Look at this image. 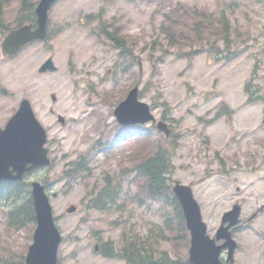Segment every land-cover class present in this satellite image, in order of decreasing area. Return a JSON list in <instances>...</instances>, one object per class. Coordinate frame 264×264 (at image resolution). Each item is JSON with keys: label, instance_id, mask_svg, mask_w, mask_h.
<instances>
[{"label": "rangeland", "instance_id": "obj_1", "mask_svg": "<svg viewBox=\"0 0 264 264\" xmlns=\"http://www.w3.org/2000/svg\"><path fill=\"white\" fill-rule=\"evenodd\" d=\"M2 6L1 22L11 27L19 4L12 0ZM194 8L214 20L212 25L203 22L201 30L193 29ZM221 12L228 40L215 31ZM48 15L47 39L0 57V127L26 97L47 130L51 163L24 181L43 180L50 195L57 193L50 196L64 238L57 264H130L93 248L112 243L117 251L122 233L154 259L187 258L189 236L181 218L178 228V211L149 196L134 169L138 155L148 157L157 148L169 150V182L191 186L211 232L231 200L242 201L241 216L250 214L255 200L264 198V0H57ZM114 28L123 34L129 55H118L119 48L102 33ZM48 56L57 70L39 73ZM247 83L258 99L247 100ZM134 85L143 90L140 99L156 120L167 122L171 138L165 140L151 123L116 125L113 109ZM222 108L226 113L216 117ZM96 142L107 145L92 150ZM83 155L90 177L63 178L67 166ZM109 171L122 174L117 204L87 210L86 184L96 180L94 191L101 188ZM12 186L0 183V264L23 263L35 226L20 213L28 192L15 195ZM70 204L77 210L67 213ZM234 236L241 243L250 238L247 231Z\"/></svg>", "mask_w": 264, "mask_h": 264}, {"label": "water", "instance_id": "obj_2", "mask_svg": "<svg viewBox=\"0 0 264 264\" xmlns=\"http://www.w3.org/2000/svg\"><path fill=\"white\" fill-rule=\"evenodd\" d=\"M54 0H40L35 8L38 27L31 30L30 26H23L11 31L4 37L2 49L11 53L16 48L33 38H41L45 33L47 10ZM55 70L51 58H48L39 68L40 71ZM118 121L122 124L143 123L153 119L147 104L137 100V87L131 89L124 101L114 111ZM60 121L63 119L60 117ZM264 123V116H263ZM157 128L169 134V129L162 121L157 123ZM45 142V131L36 120L28 101L22 100L20 107L7 122L4 129H0V179H18L25 170L37 165L46 164L47 150L42 148ZM13 167L12 170L9 167ZM185 217L186 226L190 231L189 262L193 264L217 263L219 247H215L212 240L205 234V224L201 220L199 206L192 196L189 186L176 183L173 187ZM35 207L37 227L33 234V243L29 246L25 264H55L56 249L60 236L53 224L51 206L49 205L43 186L38 182L32 183L31 190ZM55 195V194H53ZM70 206L68 211H73ZM240 208L234 205L233 208L224 214V221L228 220L229 225L237 221ZM219 229L217 238L221 235L227 237L229 248L234 243L229 241L228 235L221 233Z\"/></svg>", "mask_w": 264, "mask_h": 264}, {"label": "trees", "instance_id": "obj_3", "mask_svg": "<svg viewBox=\"0 0 264 264\" xmlns=\"http://www.w3.org/2000/svg\"><path fill=\"white\" fill-rule=\"evenodd\" d=\"M33 3V0H20V12L18 13L17 17H20V19H22L23 16H26L27 10H32ZM193 10V29L197 31L201 30V25L203 24V22H206L207 26L212 25L214 20L211 21L209 17L205 16V14H202L200 12L196 13V8H194ZM30 17L31 16H27L25 18ZM216 21L220 25V28H216L215 31L222 32V35H224V39L228 40V22L223 12L220 13ZM244 89L249 95V101H251V99L253 98H251V95L249 93V85L246 84ZM142 92L143 91L140 92V95H142ZM227 111L230 112V110ZM221 113H226V108H222L221 110H219V112L216 114V117L220 116ZM141 157L142 156L135 159L134 168L139 174L144 177L145 184L147 185L149 191L155 196H159L158 194H160L168 197L169 184L167 182V173L170 172L171 164L170 153L168 152L167 148H157L153 154L148 157H142V161H139ZM71 168V171L76 173L85 172L88 170V168H85V166L81 162L77 164L72 163ZM105 181V185L98 189L96 193H93L91 195L88 208L95 210H105L111 207L112 204L116 203L119 194V188L122 184V178H116V181L113 183L112 181H114V176L106 174ZM116 186L119 188H116ZM176 209H179L177 204ZM30 211L32 212L31 207ZM128 243L130 244V246L132 245V247H129L130 255L132 257H139L140 252L136 248L135 243H133L132 241H128ZM122 252L125 253L128 261H134L136 264H189L187 261L181 262L179 260H172L167 256H161L159 258L154 259L152 257V253H148L146 249H144V252L141 253V257L138 260H132L131 256L126 254L125 249H123Z\"/></svg>", "mask_w": 264, "mask_h": 264}, {"label": "flooded vegetation", "instance_id": "obj_4", "mask_svg": "<svg viewBox=\"0 0 264 264\" xmlns=\"http://www.w3.org/2000/svg\"><path fill=\"white\" fill-rule=\"evenodd\" d=\"M253 206H255L254 210H252L250 214L248 213L247 215L240 217L239 222L234 227H231L232 234H236L237 232H240L241 234L242 232L247 231L250 235L247 243H245V241L241 243L242 238L233 235L237 241V248L234 253V261L237 262V264H240V262L245 259V252L241 249L242 244L249 247L248 254L253 256L251 264H264V198H257ZM220 223L221 220L218 225H220ZM222 242L223 240H220L217 243ZM226 255V250H223L220 254V260L221 262L228 264L226 262Z\"/></svg>", "mask_w": 264, "mask_h": 264}]
</instances>
